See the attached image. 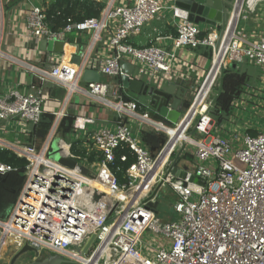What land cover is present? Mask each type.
Masks as SVG:
<instances>
[{
  "label": "built area",
  "instance_id": "obj_1",
  "mask_svg": "<svg viewBox=\"0 0 264 264\" xmlns=\"http://www.w3.org/2000/svg\"><path fill=\"white\" fill-rule=\"evenodd\" d=\"M43 3L30 4L24 12V32L35 42L63 44L70 36L89 35L84 40L100 44L111 53L98 71L101 75L120 78L119 63L129 59L137 69L128 79H141L157 91L166 82L190 72H198L203 81L193 91L188 106L182 105V116L171 123L151 117V108L147 106L148 111L130 98L122 87L113 88L112 100H108L110 89L105 83L81 85L84 70H93L84 64L30 67L29 74L38 81H51L64 88L68 96L86 95L117 115L114 131L98 129L84 142L87 154H100L98 167L107 178L103 184L114 196L107 197L94 188L97 180L90 173L83 176L55 162L51 137H45L38 146L0 137V150L26 162L15 203L6 219L0 220V248L11 247L15 253L27 245L37 251L36 259L42 254L59 255L76 264H264V131L238 135L226 128L232 123L231 116L218 127L211 115L225 70L243 59L264 70V33L238 28L239 21H247L251 14L257 23L263 20L257 12L264 0H235L231 21L217 38L200 32L176 0H123L105 5L98 18L78 23L68 20L58 32L48 27ZM165 10L170 12L175 29L170 46L162 44L159 37L147 46H133L130 39ZM2 21L0 3V27ZM199 47L211 52L206 72L177 53ZM6 56L9 61L15 60ZM243 96L233 104L244 102ZM44 104L40 90L1 92V133L7 132V125L12 123L27 138L31 132L27 136L22 129L38 125ZM63 115L54 114L57 119ZM127 121L164 137L155 155L132 137ZM85 122L89 121L81 125L75 121L73 132H84ZM176 144L194 147L193 170L185 171L183 178L168 173V160ZM57 146L58 151L86 169L89 162L71 154L70 144ZM121 146L134 155L135 161L125 171L126 182L118 185L109 165ZM12 171L15 169L0 163L1 174ZM159 184L167 185L176 197L172 206L176 218L168 222H161L152 209L155 198L151 194ZM143 235L152 236L153 241L143 242Z\"/></svg>",
  "mask_w": 264,
  "mask_h": 264
},
{
  "label": "crops",
  "instance_id": "obj_2",
  "mask_svg": "<svg viewBox=\"0 0 264 264\" xmlns=\"http://www.w3.org/2000/svg\"><path fill=\"white\" fill-rule=\"evenodd\" d=\"M43 1L41 0L40 2H38V4L43 3ZM95 1L100 2L105 6L109 4L117 5L123 0ZM225 1L226 0H224L223 2ZM233 2L235 3V0H231V6L234 5ZM0 3L1 10L3 12V21L0 27V33H2L0 48L3 53V55L0 56V93H4L10 89H18L21 92L40 90L45 97L43 114L52 116L51 126L47 131L45 137L49 136L52 138V140L54 139L53 141L55 143V147L59 144L71 145L73 142L82 141L80 146L82 149H86V145L84 144V142L86 143V141L90 139L94 131L98 129L114 131L117 124V115L113 110L105 108L102 105L93 102L90 97L83 94L76 93L68 96L64 88L55 85L51 81L40 82L35 76L29 74L30 67L50 69L51 66L57 64H74L77 60L79 61V64H84L88 68H92L93 71H96L100 76V82L107 85L110 81L109 79L114 78L116 80V83L112 87V89L120 88L121 83L119 77H108L101 75L98 72L104 61L108 59L111 53L103 48L100 44L84 40V38L88 39L89 35H78L77 37H74V35L72 37L70 36L68 39L64 40L65 44H63L59 52L41 51L39 49V41L35 42L34 40H32L24 32L25 29L23 28L24 12L29 8L30 4L35 5V3H33L31 0H0ZM224 10L225 7L222 6L221 12L214 11L213 17L220 20L226 18L225 22L220 23L216 21L215 26H211L206 23H199V26L197 27L199 28L200 32L210 34L215 38L220 36L222 30L226 29L229 22L231 21L233 14L232 8L230 9V11H228L227 15H223L222 12ZM219 12L220 15L218 14ZM247 20L250 22L251 31L254 29L255 31L264 33V27H259V24L257 23L258 21H255V15L251 14ZM261 25H264V22H261L260 26ZM174 35L175 29L173 26V21L171 20L170 12L165 10L164 12H162L158 19L153 20V22L150 24H147L140 31V33L133 36L129 42L133 46L140 48L149 45L152 40L159 37L161 38V43L169 47L171 44V38L174 37ZM67 46L70 47L71 52L66 50ZM177 53L182 60H185L187 63L193 64L195 67H197L198 70L206 72L209 69L211 52L207 48L199 47L195 50L185 49L179 50ZM6 54L13 56L15 60L9 61ZM122 62H124L126 65L124 68L126 73L131 72L130 74L132 75L136 73L135 71L137 68L133 61L131 62L129 61V59H124L120 61L119 68ZM13 69L15 70L13 71ZM119 70L120 73H122L121 69ZM12 71L13 75L12 77H10ZM122 75L124 74L122 73ZM28 77L29 80L27 79ZM201 81H203V77H200L198 72H190L189 75L184 76V78L175 77L173 80H171V82H166L160 88V91L165 93L169 85L173 84L175 86V91L170 95L168 103L171 104L172 101L178 95H180L181 90L182 93H184L181 99V104L184 106L185 102L189 104L192 101V93L197 87H199ZM84 83L86 82H81V85H84ZM150 84L153 85L152 83ZM122 91H124L126 95H128L124 89ZM144 98L142 95H140L136 100H138L141 105H145L147 107L149 106L147 105L149 99ZM148 111H150L149 108ZM58 112H62L64 114L60 119H57V117L54 116V114ZM68 116H71L73 118L72 123L70 124V132L62 136L61 133H59V128L63 119ZM75 121L77 122V125H81V122L89 121L85 122L86 125L84 132H73V123ZM127 123L130 127L131 132L133 131V129L135 130L136 127L138 131L136 137H138V140L150 151L152 155H155L163 145L162 143L164 142V137L161 134L155 133L144 126H140L138 123L129 121H127ZM7 128L8 130L5 133H1L0 131L1 138L8 141L20 139L22 143L29 144L26 140V136L19 133L18 130L14 128V125L12 123L8 124ZM33 128V126H25V129H22V131H24V133H26L28 136ZM189 134L191 135V133ZM80 137H82L84 141L82 139H78ZM181 146L182 145L179 144L175 145V150L170 155L168 160V164H170L172 168H175L177 173L179 174H183L185 171H192L195 164L193 146L185 147L183 145L184 149L182 153L180 154L179 158L175 160L177 153L181 149ZM184 156L186 158H184ZM85 167L88 171V174L90 173L91 176L95 177L97 180L93 184V187L98 189V191H100L101 193L103 192L100 187H105L111 194V196L105 195L104 193L103 194L107 197L114 196V193L111 192L108 187L103 184V179L105 180L107 178L105 174L100 172L98 163H88V165L86 164ZM172 177L178 178L173 175ZM166 186L167 185L161 187L160 191ZM157 196L158 194L156 196H153L155 198V201L157 200Z\"/></svg>",
  "mask_w": 264,
  "mask_h": 264
},
{
  "label": "trees",
  "instance_id": "obj_3",
  "mask_svg": "<svg viewBox=\"0 0 264 264\" xmlns=\"http://www.w3.org/2000/svg\"><path fill=\"white\" fill-rule=\"evenodd\" d=\"M43 5L46 17L45 21L53 32L62 30L68 24V20L71 23H78L87 19L98 18L104 8L102 3L96 2L95 0H49L43 3ZM247 86V75L245 73H239L236 70V66L234 69L229 67L223 72L220 80V90L213 103L211 112L212 118L218 127L223 125L231 116L233 102L240 97L244 88H247ZM187 106L188 104L185 102L184 107ZM72 119L71 116H68L61 122L59 133L62 136L70 132ZM51 122L52 116L43 114L38 125L34 126L30 135L27 137V142L38 146L50 129ZM249 133L254 134L255 131ZM81 142L76 141L71 144V154L85 157L89 163L100 161L101 156L97 159V155L100 154L98 152L87 154L86 149L81 148ZM121 157H124L125 160L121 161ZM184 158L186 157L184 156ZM134 161V155L126 147L121 146L114 151V160L109 165V170L115 176L118 185L126 182L124 179L125 171ZM0 163L15 169V171L5 174L0 173V220H5L23 184V172L26 162L9 151L0 150Z\"/></svg>",
  "mask_w": 264,
  "mask_h": 264
},
{
  "label": "water",
  "instance_id": "obj_4",
  "mask_svg": "<svg viewBox=\"0 0 264 264\" xmlns=\"http://www.w3.org/2000/svg\"><path fill=\"white\" fill-rule=\"evenodd\" d=\"M239 1V0H238ZM223 3V4H222ZM176 4L189 13V21L193 22L194 24L198 25L199 23H206L211 26L216 25V21L223 23L225 22L226 18L223 20H220L218 18L213 17L214 11H220L222 6L225 7V10L222 12L223 15H227L228 11L231 9V0H226L223 2V0H176ZM220 12L218 13L220 15ZM214 18V19H212ZM39 49L41 51H55L59 52L60 48L63 46V43L61 42H47L45 40L39 41ZM35 45V44H34ZM79 61H75L76 65H78ZM125 63L122 62L120 69L121 72L124 74L120 77V83L121 87L127 92L130 98L137 99L140 95H142L145 98H148V105L151 108L150 115L153 118H162L166 119L168 122L175 123L181 116H182V104L181 99L184 93L180 90V95H178L170 104L169 108H167V103L169 102L170 95L175 91V86L173 84H170L167 88L166 92L157 91L154 90L152 87H149L146 85L141 79L138 80H130L128 79V75H131L129 72L126 73L125 71ZM232 68H235V65H232ZM82 82H92V83H99L100 82V76L96 71L93 70H84L83 75L81 76ZM183 84V83H182ZM158 114V115H155ZM158 116V117H157ZM172 143L170 144V146ZM170 149V148H169ZM169 149L166 150V153L169 151ZM184 149V146H181L180 151L177 153V156L175 160H177L182 153ZM53 160L57 162L59 165L64 166L68 169H74L78 171L83 176L88 175V171L85 168H81L77 165L76 161L68 158L65 154L58 151V146H56L55 152H53ZM175 162V161H174ZM174 164V163H173ZM168 173L171 175L183 178V174L177 173L175 168H172L168 170ZM161 184L157 185L152 193L153 196H156L158 192L160 191ZM18 194V193H17ZM158 203L155 201L152 204V209L158 217V213L156 211ZM27 253L34 254V257L36 258L38 256V253L35 249L24 245L20 250L14 253L12 258L9 261V264H14L16 260ZM65 263L64 259L59 255H49L48 257L42 259V260H33L31 263L28 264H62Z\"/></svg>",
  "mask_w": 264,
  "mask_h": 264
},
{
  "label": "rangeland",
  "instance_id": "obj_5",
  "mask_svg": "<svg viewBox=\"0 0 264 264\" xmlns=\"http://www.w3.org/2000/svg\"><path fill=\"white\" fill-rule=\"evenodd\" d=\"M31 1L35 4H38V2H40L41 0L40 1L31 0ZM260 8H261L260 12H257V13L263 17L262 18L263 20L261 22H264V3L262 4V7ZM261 22L258 23L259 27H264V25L260 26ZM238 28H244L247 33L251 32L250 22L248 20L247 21L240 20L238 23ZM14 70L15 69H13V71ZM236 70L239 73H245L247 75V78H248L247 89L245 87L247 92H245V94L243 92L241 93V95H244L242 97L243 98L242 100L244 102L236 101L233 104L232 108L234 110L232 109V114H231L232 123L229 125H226V128H228L232 132H235L238 135H241V134L244 135L245 132L249 133V132H254V131H264V70L252 64H249L245 59H243V62L236 64ZM13 71L11 72L10 77H12ZM27 79L29 80V77ZM109 80L110 81L107 84V86L109 87L110 91H109V95L107 99L112 100V97H111L112 87L115 85L116 80L114 78H110ZM213 122L215 123L214 120ZM137 133L138 131L135 127V130L133 129L132 131V137H134L135 139H138V137H136ZM55 149H56L55 143H53L52 152H55ZM156 199H157L156 202L158 203L156 211L158 213V217L160 221L164 222V221L174 220L176 218V215H174L172 206L174 205L176 201V197L173 195L171 190L167 186L164 187V189L159 191ZM142 241L143 242L153 241V238L150 235H143ZM141 252L143 253L144 251H141ZM13 255H14V248H11V247L9 248L7 246L1 247L0 248V264H9V261ZM46 256H48V254H42L39 260L44 259ZM33 257H34V254L32 253L24 254L20 256L14 264L31 263L33 261L32 260ZM64 261L65 263H62V264H76L67 259H64Z\"/></svg>",
  "mask_w": 264,
  "mask_h": 264
},
{
  "label": "bare ground",
  "instance_id": "obj_6",
  "mask_svg": "<svg viewBox=\"0 0 264 264\" xmlns=\"http://www.w3.org/2000/svg\"><path fill=\"white\" fill-rule=\"evenodd\" d=\"M66 50H68V51H70L71 52V49H70V47H66ZM170 134L171 135H173L174 133H172V132H170ZM101 188V190H102V192L105 194V195H110L111 196V194L108 192V190L105 188V187H100ZM104 241H107L106 239H104ZM5 247V246H4ZM3 255V254H2ZM86 264H87V261L85 262Z\"/></svg>",
  "mask_w": 264,
  "mask_h": 264
},
{
  "label": "clouds",
  "instance_id": "obj_7",
  "mask_svg": "<svg viewBox=\"0 0 264 264\" xmlns=\"http://www.w3.org/2000/svg\"><path fill=\"white\" fill-rule=\"evenodd\" d=\"M159 219V218H158ZM49 256V255H48ZM32 260H39V259H36L35 257L32 258Z\"/></svg>",
  "mask_w": 264,
  "mask_h": 264
}]
</instances>
